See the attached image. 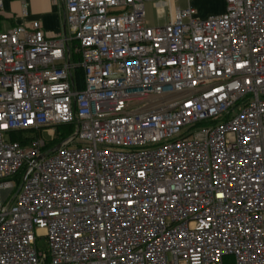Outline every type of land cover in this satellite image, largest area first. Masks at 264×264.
<instances>
[{"label": "built area", "instance_id": "built-area-1", "mask_svg": "<svg viewBox=\"0 0 264 264\" xmlns=\"http://www.w3.org/2000/svg\"><path fill=\"white\" fill-rule=\"evenodd\" d=\"M63 1L0 34V264H264V0Z\"/></svg>", "mask_w": 264, "mask_h": 264}, {"label": "crops", "instance_id": "crops-1", "mask_svg": "<svg viewBox=\"0 0 264 264\" xmlns=\"http://www.w3.org/2000/svg\"><path fill=\"white\" fill-rule=\"evenodd\" d=\"M2 9L0 11V20L4 19L11 23L10 30L17 26H28L31 22H37L46 36H53L64 31V1L63 0H1ZM217 1V0H215ZM218 8L215 11L210 9L213 5L211 0H190L189 4L196 11L199 19H206L211 16H217L224 12V0H218ZM151 10L154 5L150 2L145 4L146 23L149 26L162 24L167 16L160 10L148 20V9ZM183 2H173V8L183 7ZM1 22V21H0Z\"/></svg>", "mask_w": 264, "mask_h": 264}, {"label": "rangeland", "instance_id": "rangeland-1", "mask_svg": "<svg viewBox=\"0 0 264 264\" xmlns=\"http://www.w3.org/2000/svg\"><path fill=\"white\" fill-rule=\"evenodd\" d=\"M211 1V0H210ZM213 1V5L210 9H212V11H215L217 8H218V3L217 1L215 0H212ZM148 20L151 21L152 19V16L155 14L156 15V10L152 9L151 10V5L148 9ZM0 34H3V33H7L10 31V27H11V23L7 20H4V19H1L0 20ZM70 131L72 132V134L74 135L76 133V125H71L67 128H59L58 129V132H59V137L56 138L55 140H53V142L49 145L50 146V149L53 151L59 147H62L64 144H65V141L71 137H73V135H67V131ZM70 133V132H69ZM184 133V131H183ZM62 134V135H60ZM64 135V136H63ZM38 137L48 141L50 140V136L48 134L47 131L45 130H41L40 133L37 134ZM77 144V141L74 140V142L71 144V147H74L75 145ZM36 248L38 250H41V251H45L47 249V241L45 238H40L39 240H37L36 242Z\"/></svg>", "mask_w": 264, "mask_h": 264}, {"label": "trees", "instance_id": "trees-1", "mask_svg": "<svg viewBox=\"0 0 264 264\" xmlns=\"http://www.w3.org/2000/svg\"><path fill=\"white\" fill-rule=\"evenodd\" d=\"M73 78L76 81V89H82V86H83V83H82V75H81V71L79 69H75V71L73 72ZM74 124L75 123L73 122V123H70V124H67V125H62V126L57 127L56 128V138L59 137V132H58V129L59 128H67V127H69L71 125H74ZM60 135H62V134H60ZM67 135H71V136L73 135L72 132H71V130L70 131L69 130L67 131ZM15 138L18 139V137H15ZM23 143H27V142H23Z\"/></svg>", "mask_w": 264, "mask_h": 264}]
</instances>
